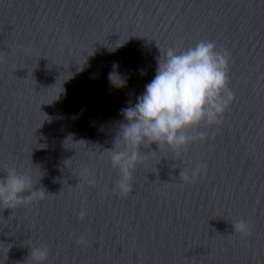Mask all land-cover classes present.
Listing matches in <instances>:
<instances>
[{"label":"water","instance_id":"obj_1","mask_svg":"<svg viewBox=\"0 0 264 264\" xmlns=\"http://www.w3.org/2000/svg\"><path fill=\"white\" fill-rule=\"evenodd\" d=\"M201 41L227 53L232 102L180 151L142 145L119 194L121 109L169 49ZM9 169L44 196L0 204V264L38 247L44 264H264V0H0V180Z\"/></svg>","mask_w":264,"mask_h":264},{"label":"clouds","instance_id":"obj_2","mask_svg":"<svg viewBox=\"0 0 264 264\" xmlns=\"http://www.w3.org/2000/svg\"><path fill=\"white\" fill-rule=\"evenodd\" d=\"M227 59L225 51H218L214 43L205 41L180 53L169 49L163 59H158L155 75L136 97V102L121 109L124 122L118 135L122 148H116L115 138L113 149L107 150L111 153L112 166L119 172L115 184L119 194L131 192V173L141 158L139 149L142 145L154 143L158 149L165 145L180 151L194 139L188 135L190 129L221 122L234 98L227 87ZM107 78L113 89L126 86L127 80L115 63ZM198 135L201 140L205 138L204 133ZM198 171L199 167L190 175L184 173L183 179L195 180ZM89 183H95V179L90 178ZM43 196L44 192L33 190L29 177L15 169H9L0 180V204L7 205L8 209ZM234 228L244 233L248 225L241 221ZM47 254L46 248H35L31 253L34 264H44Z\"/></svg>","mask_w":264,"mask_h":264}]
</instances>
